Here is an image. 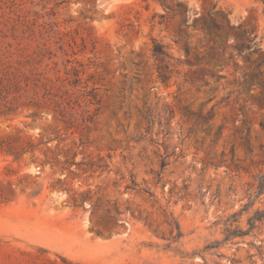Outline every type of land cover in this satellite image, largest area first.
<instances>
[{"label": "rangeland", "instance_id": "obj_1", "mask_svg": "<svg viewBox=\"0 0 264 264\" xmlns=\"http://www.w3.org/2000/svg\"><path fill=\"white\" fill-rule=\"evenodd\" d=\"M207 14L231 31L208 35ZM6 53L11 87L65 59L78 83L72 122L38 98L0 104V264H264V4L0 0Z\"/></svg>", "mask_w": 264, "mask_h": 264}, {"label": "trees", "instance_id": "obj_2", "mask_svg": "<svg viewBox=\"0 0 264 264\" xmlns=\"http://www.w3.org/2000/svg\"><path fill=\"white\" fill-rule=\"evenodd\" d=\"M259 1L262 4H264V0H255ZM180 6L177 5L176 9L179 10ZM179 12V11H178ZM195 23L199 22L204 30L210 35L213 33H221V32H227L231 31L230 24L227 25V31L223 25V23L218 22L216 19L212 18L207 14L206 16L196 18L194 20ZM245 26H249L247 31H245ZM257 26L253 22L248 24H239L236 27L235 32V38L237 40L236 42V50L239 52L244 51H250L252 49V46L255 45V39L257 38ZM7 47L10 48V43H7ZM43 54H48L50 56H54L50 50V48L47 46V44H42L39 49ZM58 50L60 53H62L64 56H67L65 50L63 49L62 45L60 44L58 47ZM153 55L156 57V59L160 62V66L157 67L158 72V79L162 84H166L168 81V67L169 62L167 60L170 59L169 54L165 50V48L162 45L155 44L154 48L152 50ZM9 56L12 55V53L7 52ZM7 53L4 55H0V63L3 61V59L6 58ZM6 55V56H5ZM65 67L63 71V76L59 75V73L56 74V78L54 81H51L49 79H46L43 84L37 85L39 80H33V84H30L28 79H25L24 81V89L21 88L18 83L15 81L13 83V87H11L10 83H3L0 81V104L3 102V107L7 108V112H10L11 109H8V106H12L17 100L24 99L28 100V103H31V101H35L36 98H38V104L42 106L44 109H46L47 112L53 113L54 115L59 116L61 119L65 120L66 118L68 121H73L74 117L73 114H69L67 111L66 106L68 105V101H66V90L64 89V81L71 82L69 86L75 87L77 86L78 79H77V72L75 70L74 66H71L73 63H77L76 61H70L68 59H65L64 61ZM220 78V77H219ZM27 88H31L32 95H27ZM10 95H13V98L9 100V102L5 101L6 98H8ZM39 95V96H38ZM86 96H89V100L93 101L96 98L95 94H87ZM264 183L261 182L259 186V193H261L263 189Z\"/></svg>", "mask_w": 264, "mask_h": 264}]
</instances>
